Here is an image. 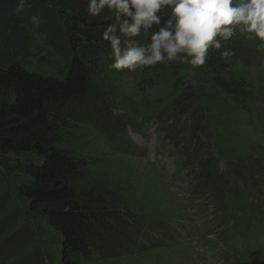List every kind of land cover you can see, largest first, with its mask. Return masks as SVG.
Wrapping results in <instances>:
<instances>
[{"label": "rangeland", "instance_id": "rangeland-1", "mask_svg": "<svg viewBox=\"0 0 264 264\" xmlns=\"http://www.w3.org/2000/svg\"><path fill=\"white\" fill-rule=\"evenodd\" d=\"M220 3L264 34V0ZM152 23L148 18L141 27L135 25V30L143 32L130 49L132 65L110 77L108 85L115 98L112 104L101 108L103 105H93L92 99H87L68 105L64 111L68 126L62 129L61 149L90 160L83 172V184L107 193L114 211L127 210L164 229L166 233L159 238L163 245L125 257L108 259L100 251L73 261L264 264V65L258 59L264 55V46L252 33L244 32L236 20H216L210 29L194 23L186 43L190 54L180 61L170 60L169 51L163 56L166 48L156 37ZM211 35L218 36L220 43ZM56 61L53 59V63ZM51 68L44 66L41 70ZM198 88L201 93L194 91ZM238 89L252 93L256 101L241 109L245 100L239 98ZM186 93L195 99L188 106L178 105L180 117L171 125L170 139L165 141L154 124L147 133L143 130L140 123L144 115L157 114ZM196 104L198 113L192 112ZM200 113L204 126H199ZM122 114L132 129L128 133L134 144L132 152L113 144L123 135L116 120ZM116 129L120 136L112 135ZM177 174L184 175L185 181L174 179L169 186V179ZM219 177L229 185L217 186L212 197L195 195L190 204H182L173 194L198 182L209 187ZM53 235L50 231L49 239H54ZM45 239L37 236L16 259L31 258L37 247L45 264H60L61 246L44 244ZM112 241L101 249L113 248L118 239Z\"/></svg>", "mask_w": 264, "mask_h": 264}, {"label": "trees", "instance_id": "trees-1", "mask_svg": "<svg viewBox=\"0 0 264 264\" xmlns=\"http://www.w3.org/2000/svg\"><path fill=\"white\" fill-rule=\"evenodd\" d=\"M220 1L0 0V264H45L37 247L31 258L16 259L37 236L46 238L44 244L61 246L60 264H75L73 259L100 251L111 259L163 245L159 238L164 229L127 210L114 211L107 193L83 184L90 160L61 149L62 129L68 126L64 111L87 99L101 108L115 101L110 77L132 65L130 49L143 32L135 25L141 27L148 18L166 48L163 56L170 53V60L190 54L186 43L194 23L210 29L216 20H236L264 46V34ZM211 36L220 43L218 36ZM262 57L258 59L264 65ZM44 66L52 68L41 70ZM238 90L245 100L241 109L256 101L252 93ZM194 91L201 93L199 88ZM194 99L186 93L157 114L144 115L143 130L154 124L165 141L170 139L171 125L180 117L178 105L188 106ZM197 109L196 104L192 112ZM120 117L116 120L123 135L116 129L112 135L120 139L113 144L132 152L131 126L126 115ZM203 117L200 113L199 126H204ZM174 179L185 181L184 175H173L169 186ZM217 180L173 194L190 204L192 196L212 197L217 186L229 185L223 177ZM114 237L118 241L113 248L102 250Z\"/></svg>", "mask_w": 264, "mask_h": 264}]
</instances>
